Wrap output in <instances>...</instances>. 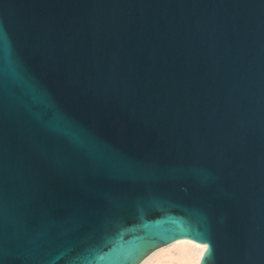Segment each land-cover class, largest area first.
Returning a JSON list of instances; mask_svg holds the SVG:
<instances>
[{
  "label": "water",
  "instance_id": "water-1",
  "mask_svg": "<svg viewBox=\"0 0 264 264\" xmlns=\"http://www.w3.org/2000/svg\"><path fill=\"white\" fill-rule=\"evenodd\" d=\"M264 264V0H0V264Z\"/></svg>",
  "mask_w": 264,
  "mask_h": 264
},
{
  "label": "bare ground",
  "instance_id": "bare-ground-1",
  "mask_svg": "<svg viewBox=\"0 0 264 264\" xmlns=\"http://www.w3.org/2000/svg\"><path fill=\"white\" fill-rule=\"evenodd\" d=\"M205 251L199 242L180 239L155 250L140 264H200Z\"/></svg>",
  "mask_w": 264,
  "mask_h": 264
}]
</instances>
